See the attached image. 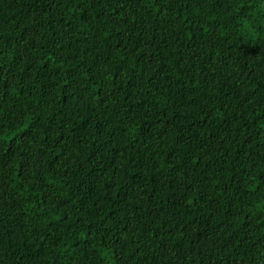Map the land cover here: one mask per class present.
Returning a JSON list of instances; mask_svg holds the SVG:
<instances>
[{
  "label": "trees",
  "instance_id": "1",
  "mask_svg": "<svg viewBox=\"0 0 264 264\" xmlns=\"http://www.w3.org/2000/svg\"><path fill=\"white\" fill-rule=\"evenodd\" d=\"M0 264H264V0H0Z\"/></svg>",
  "mask_w": 264,
  "mask_h": 264
}]
</instances>
